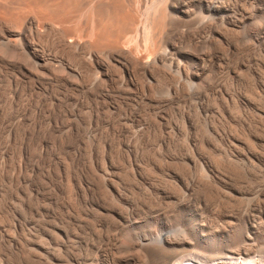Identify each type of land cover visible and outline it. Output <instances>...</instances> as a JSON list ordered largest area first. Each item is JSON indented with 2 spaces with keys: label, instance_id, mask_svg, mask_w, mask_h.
Listing matches in <instances>:
<instances>
[{
  "label": "bare ground",
  "instance_id": "obj_1",
  "mask_svg": "<svg viewBox=\"0 0 264 264\" xmlns=\"http://www.w3.org/2000/svg\"><path fill=\"white\" fill-rule=\"evenodd\" d=\"M208 1L0 0V223L25 213L39 228L34 218H44V232L68 254L74 234L106 233L98 246L80 242L93 255L79 259L88 264H207L182 256L186 240L159 233L156 245L114 249L110 233L130 223L138 228V219L161 225L168 212L195 213L188 178L202 171L219 188L205 186L219 217L228 208L245 231H257L253 216L235 210L220 188L250 194L249 207L264 217V186L254 190L256 177L264 178V126L235 131L243 137L233 141L244 149L238 153L204 112L205 150L193 145L190 121L191 151L168 149L176 130L170 114L180 112L187 87L202 110L198 101L208 93L196 82L213 56L226 60L236 50L224 37L227 15L214 23L206 17ZM1 244L10 248L7 239ZM25 252L28 259L48 254L41 247ZM253 254L238 250L213 264H263L246 258Z\"/></svg>",
  "mask_w": 264,
  "mask_h": 264
},
{
  "label": "rangeland",
  "instance_id": "obj_2",
  "mask_svg": "<svg viewBox=\"0 0 264 264\" xmlns=\"http://www.w3.org/2000/svg\"><path fill=\"white\" fill-rule=\"evenodd\" d=\"M208 6L206 17L212 23H214L213 20L216 18L223 19L227 15L225 17L228 24L226 27L227 35L224 37L228 41L231 40L230 42H232L236 50L232 47V50H230L231 56L227 57L226 60H223L225 59L223 55L213 56L214 58L207 63L206 73L208 75L205 74L206 76L204 75L205 77L203 76L201 81L196 82L201 86L202 91L204 90L203 92L208 93L204 97L205 99H202L204 103L198 101L204 107L202 110L194 99L195 92L187 87L188 92L185 102L178 104L181 106V113L174 110L170 114L173 124L172 128H176V130L168 149L172 152L186 151V149L191 151L192 146L188 144L186 136L193 130L196 133L197 140L193 145L205 150L200 140L207 136L208 125L204 114V112H207L214 118L212 123H215L219 129L218 133L223 138L222 141L228 145L227 147L231 150L234 149L235 152L244 153V149L233 142H236V136L243 138L240 134L235 133V131L244 130L247 133V130L249 131L250 128L251 130L256 128V124L258 127L264 126V123L261 122V120L264 121V0H210L208 1ZM179 29H182V27H179ZM234 58H239L240 61L236 59V62ZM212 62H215L216 65ZM229 65H232V67H229ZM234 66L238 67L237 70H235ZM210 78H213V80ZM209 86L210 88H208ZM160 96L165 98L166 94L162 92ZM187 121H190L192 130L189 129ZM229 142L230 144H228ZM216 144L221 148L225 147L219 141H216ZM207 179V176L202 171H194L188 178L191 189L188 204L195 210V213L175 214L174 212H168L166 220L161 225L138 219L137 223L134 224L138 228L133 227V224L130 223L128 230L113 229L110 232L111 237L114 239H112L111 247L113 245L115 249L121 244V246L126 245L127 247H131L138 243L149 247L156 245L158 243L156 241L157 235L163 233L174 240H186L189 243V246L182 253V256L189 260L213 264L222 260V257L231 256L238 250L251 249L254 251V254L246 258L250 259L253 257L260 259L264 264V217H261V219L249 207L253 201L252 196L250 194L237 195V189L231 188L229 184L220 188L222 192L232 197L231 204L235 205V210L243 213L245 211L253 216L251 225L257 229L256 232L245 231L243 223L238 221L239 217L236 212L229 211L228 208L225 210L226 212H222L224 218L219 217L216 203H208L205 196V186L218 187L214 184L211 185L209 179ZM256 181L254 190L259 191L263 189L264 178L259 175V177H256ZM260 201L264 208V196L260 198ZM29 220L28 215L19 213V215H12V219L4 221L5 223H0V227L3 230L2 239H7L10 243L9 248L2 246L1 243H4V240L0 241V264H88V262L83 263L80 260H92L93 255L89 251H85L80 242L92 240V243L98 246L96 238L107 236L106 233L94 235L88 233L84 235L78 232L73 235L74 238H71V241L75 242V244L73 245V250L69 251L70 253L68 254L65 250H61L60 246L54 245L49 235L44 232L45 229H50L49 226L44 224L46 223V219L34 218L35 221L41 222V224L36 223L39 228L30 225ZM241 237H244V239ZM141 239H144V243H141ZM10 240H13L18 245H14ZM79 244H81V247ZM35 247L45 248L48 254L43 255V253L38 252L36 257L28 259L25 250ZM111 253L114 257L119 256L115 250H111ZM142 262L144 263V261L139 260L137 264H143Z\"/></svg>",
  "mask_w": 264,
  "mask_h": 264
}]
</instances>
